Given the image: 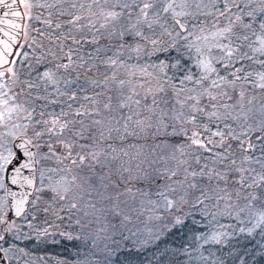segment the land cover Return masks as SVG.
<instances>
[{"label": "snow or ice", "instance_id": "snow-or-ice-1", "mask_svg": "<svg viewBox=\"0 0 264 264\" xmlns=\"http://www.w3.org/2000/svg\"><path fill=\"white\" fill-rule=\"evenodd\" d=\"M129 243L264 264V0H0V264Z\"/></svg>", "mask_w": 264, "mask_h": 264}, {"label": "trees", "instance_id": "trees-1", "mask_svg": "<svg viewBox=\"0 0 264 264\" xmlns=\"http://www.w3.org/2000/svg\"><path fill=\"white\" fill-rule=\"evenodd\" d=\"M179 243L176 237H170L167 241L160 245V250H163L165 246L169 249L173 248L174 244ZM68 251H65V247H57L52 251L62 256H69L74 249L70 246ZM160 250L149 246L145 249H139L133 247L131 243L125 247L119 249L116 255L111 257V264H159L160 261Z\"/></svg>", "mask_w": 264, "mask_h": 264}]
</instances>
